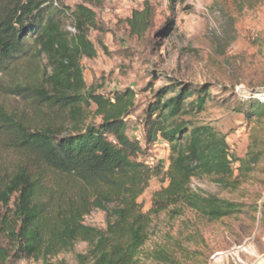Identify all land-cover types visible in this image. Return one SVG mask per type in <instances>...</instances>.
Here are the masks:
<instances>
[{"label": "trees", "instance_id": "obj_1", "mask_svg": "<svg viewBox=\"0 0 264 264\" xmlns=\"http://www.w3.org/2000/svg\"><path fill=\"white\" fill-rule=\"evenodd\" d=\"M76 2L69 8L61 0H0V95L19 97L33 114L18 118L0 107V146L18 159L0 171V264H67L53 258L77 242L88 247L77 264H138L151 216L170 208L177 215L178 205L210 222L242 212L240 204L193 192V179L231 178L264 157L263 144L244 160L232 158L224 136L182 119L205 111L212 98L206 85L161 88L142 112V139L134 135L133 91L85 92L81 60L97 56L90 34L101 31L96 10L104 0ZM153 17L144 0L126 20L130 36L143 37ZM251 95L237 104L247 121L264 115V101ZM83 106L97 125H81ZM158 141L169 149L165 172L145 161ZM161 174L166 185L143 213L138 199ZM93 210L105 214L104 229L85 225Z\"/></svg>", "mask_w": 264, "mask_h": 264}, {"label": "rangeland", "instance_id": "obj_2", "mask_svg": "<svg viewBox=\"0 0 264 264\" xmlns=\"http://www.w3.org/2000/svg\"><path fill=\"white\" fill-rule=\"evenodd\" d=\"M143 2L104 0L96 10L101 31L91 32L90 40L97 56L81 60L85 92L108 96L133 91L128 123L142 139V112L161 88L171 83L206 85L212 98L205 111L182 119L211 126L225 137L232 158L244 160L248 152L264 144V115L247 121L237 105L252 92L259 98L264 95V0H147L154 9L152 27L143 37L134 38L126 20L134 10L142 9ZM61 3L70 8L77 2ZM69 24L64 22L65 30ZM0 107L18 118L33 119L27 105L10 93L0 95ZM99 121L92 109L83 106L82 126ZM168 156V146L158 141L147 148L145 161L150 166L161 164L165 172ZM17 160L0 146L2 173ZM163 179L162 174L152 178L138 199L143 213L149 212L153 194L166 185ZM191 189L240 204L242 212L210 222L178 205L177 215L170 208L151 216L138 264H264V157L248 171H234L231 178L193 179ZM84 223L102 230L105 214L93 210ZM87 250L85 243L77 242L73 252H63L53 261L77 264L75 256Z\"/></svg>", "mask_w": 264, "mask_h": 264}, {"label": "built area", "instance_id": "obj_3", "mask_svg": "<svg viewBox=\"0 0 264 264\" xmlns=\"http://www.w3.org/2000/svg\"><path fill=\"white\" fill-rule=\"evenodd\" d=\"M66 31H67L68 33H70V35H75V34H76L75 29H74L72 26H70V25H68V26L66 27ZM260 99H262V98H260ZM263 101H264V100H263ZM232 167H234V166L232 165Z\"/></svg>", "mask_w": 264, "mask_h": 264}, {"label": "bare ground", "instance_id": "obj_4", "mask_svg": "<svg viewBox=\"0 0 264 264\" xmlns=\"http://www.w3.org/2000/svg\"><path fill=\"white\" fill-rule=\"evenodd\" d=\"M262 100H264V95L262 96Z\"/></svg>", "mask_w": 264, "mask_h": 264}]
</instances>
